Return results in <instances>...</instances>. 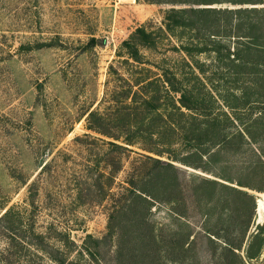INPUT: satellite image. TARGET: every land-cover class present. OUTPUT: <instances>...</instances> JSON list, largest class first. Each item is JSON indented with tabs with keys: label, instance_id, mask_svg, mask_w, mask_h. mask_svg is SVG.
Listing matches in <instances>:
<instances>
[{
	"label": "rangeland",
	"instance_id": "rangeland-1",
	"mask_svg": "<svg viewBox=\"0 0 264 264\" xmlns=\"http://www.w3.org/2000/svg\"><path fill=\"white\" fill-rule=\"evenodd\" d=\"M204 8L264 9V0H0V218L9 213L0 220V264H264L263 193L249 232L261 255L248 262L246 246L232 249L238 228L224 186L209 199L196 177L211 175L173 161L174 181L156 162L168 155L149 152L159 126L174 138L169 97L185 93L199 119L219 121L221 135L234 130L231 107L264 98L252 75H232L238 39L210 36L194 12ZM257 15L264 25V12ZM142 25L156 44L136 62L121 47ZM145 79L153 83L135 84ZM146 91L161 95L164 119L153 127L136 110ZM91 112L105 133L89 129ZM181 123L188 128V118ZM159 171L173 177L166 189ZM132 190L151 203L142 223Z\"/></svg>",
	"mask_w": 264,
	"mask_h": 264
},
{
	"label": "trees",
	"instance_id": "trees-1",
	"mask_svg": "<svg viewBox=\"0 0 264 264\" xmlns=\"http://www.w3.org/2000/svg\"><path fill=\"white\" fill-rule=\"evenodd\" d=\"M182 12L185 13L186 11L183 10ZM194 12L204 16L205 24L202 27L209 32L210 36L225 35L238 39L237 50L232 54H228L227 66L234 71L232 75L236 73L235 75L239 76L241 80H245V75H252L254 78L252 86L264 92V25L263 19L257 15L264 12V9L253 8L249 10L240 8L222 10L204 8ZM171 13L175 14L174 11ZM221 14H226L228 17L222 20L220 19ZM244 14H247L246 19ZM222 22H226V26H223ZM188 24L186 20H183L180 25L187 26ZM169 25H167L166 29L171 31L172 29ZM155 44L156 40L153 37V32L149 31L147 26L142 25L132 33L129 39L123 42L121 48L129 58L139 62L142 48L153 47ZM235 68L244 72L240 74L239 70L235 71ZM254 69L255 71H253ZM152 83V81L147 82L146 79L135 81L137 86L142 85V87H147ZM167 83L171 85L175 93H181L180 90L176 89L172 80L167 78ZM146 93L148 96L142 99L141 107H137L136 110L145 113L144 117L147 121H150L149 124L153 127L155 121L164 119V115L157 111L162 106L159 104L161 95L156 93V91H146ZM186 98L185 93H181L177 100L169 97L170 108L166 114L168 117L165 119L170 123V134L171 136L174 135V138L173 140H165L166 130L159 126L156 132H150V137H154L158 146L149 150V152L159 156L168 155L169 162H162L161 160H156V162L168 171L172 170L174 181L178 171L172 163L173 161L211 175L212 177H196L202 182L200 187L203 192H207L209 199L213 197L211 188L220 185L224 186L227 192L226 196L230 199L235 223L238 228V246L232 249H241L246 246L245 257L248 262H252L261 255V249L258 246V234L249 236V232L258 206L256 194H264V98L252 102L257 107L251 106L249 101H246L245 104L231 107L235 114L230 117L231 119L229 118V125L234 130L225 135H221L223 131L220 129L219 121L215 117L210 116L203 120L199 119L196 112H194L197 107L186 102ZM235 99L238 98L235 96ZM248 106L251 108L250 113L243 120L241 112L243 109L247 111L249 109ZM185 109L189 110L190 113L186 114ZM236 111L240 113L237 114ZM99 117L101 116L98 112H91L88 118V127L95 132L105 133L94 126L93 121ZM183 117L188 118V128L182 126L181 120ZM133 127L136 128V126ZM131 139L126 136L125 142L133 145ZM161 147H164L165 150H162L163 148ZM181 148H185L187 151L184 156H174L170 153L172 149L176 151V149L180 150ZM159 177L164 189L167 188L164 178H173L165 175L163 171H159ZM131 183L132 185L135 184ZM133 198L135 202L139 200L143 204L141 209L138 208L137 204L135 205L138 209V219L142 223L143 214L150 211L151 203L135 190L133 191ZM180 201L177 198L173 202L170 201V203L177 206ZM208 201L209 203L212 202ZM176 209L173 211L179 216L177 218L179 222V219L185 214L180 212L177 207ZM8 214L6 212L0 220H4ZM179 223L182 227L184 226V223ZM262 226L264 224H258V228H262ZM205 231L219 238V234L212 232L208 227H205ZM186 244L190 245L186 242L182 245V248Z\"/></svg>",
	"mask_w": 264,
	"mask_h": 264
},
{
	"label": "bare ground",
	"instance_id": "bare-ground-1",
	"mask_svg": "<svg viewBox=\"0 0 264 264\" xmlns=\"http://www.w3.org/2000/svg\"><path fill=\"white\" fill-rule=\"evenodd\" d=\"M263 208H264V203L261 202V203H260V209H263Z\"/></svg>",
	"mask_w": 264,
	"mask_h": 264
},
{
	"label": "water",
	"instance_id": "water-1",
	"mask_svg": "<svg viewBox=\"0 0 264 264\" xmlns=\"http://www.w3.org/2000/svg\"><path fill=\"white\" fill-rule=\"evenodd\" d=\"M258 201V200H257ZM263 213H264V210H263Z\"/></svg>",
	"mask_w": 264,
	"mask_h": 264
}]
</instances>
